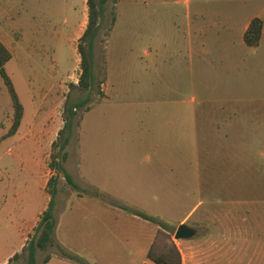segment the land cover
<instances>
[{
  "label": "rangeland",
  "instance_id": "rangeland-1",
  "mask_svg": "<svg viewBox=\"0 0 264 264\" xmlns=\"http://www.w3.org/2000/svg\"><path fill=\"white\" fill-rule=\"evenodd\" d=\"M186 1L106 0L93 41L92 83L82 89L76 84V43L86 23L85 0H0V41L10 54L3 68L22 106L19 125L8 135L12 107L0 76V264L47 204L48 188L37 175L48 178L54 173L47 166L50 152L56 150L50 141L56 137L66 107L84 98L73 110L62 166L79 190L96 189L116 208L136 204L139 211L153 214L152 222L164 230H158L150 244L151 259L160 257L171 264H264L261 254L256 257L251 252L256 246L263 250L264 241L250 243L245 235L237 243L242 250L237 258L234 241L208 240L200 226L185 240V247L178 245L181 251L173 237L176 219L195 202L202 203L199 212L209 202L222 201L219 189L212 185L220 163L207 161L194 178L191 143L194 140L198 149L199 144L211 142L212 134L217 136L220 119L230 110L231 95L242 96L237 105L243 110L251 105L246 94L264 96V34L257 47H234L244 21L252 15H261L264 21V0ZM112 8L115 20L105 35ZM192 27L205 31V58L189 56L187 33ZM235 53L239 57L236 65L230 59ZM154 55L157 59L151 61ZM142 110L147 117L157 112L158 122L152 134L155 140L145 135L140 144L145 137L138 133ZM20 135L39 142L18 146ZM154 157L156 170L152 168ZM194 161L197 171L199 161ZM261 176L259 186L264 182ZM202 181L210 186L199 187ZM48 187L54 190L52 211L74 189L60 173ZM154 187L161 189L155 200L142 193ZM75 196L71 201L83 202ZM242 198L248 208L250 194L244 192ZM138 204H152L155 209ZM79 213L70 222L60 211L54 213L57 242L37 250L34 264L69 262L56 245L86 264H140L146 258L129 241L137 238L138 231L127 226L126 212L114 208L115 220L111 217L104 222L88 210ZM70 227L79 233L76 249L62 239ZM46 253L59 256L41 263ZM22 263L20 255L7 264Z\"/></svg>",
  "mask_w": 264,
  "mask_h": 264
},
{
  "label": "crops",
  "instance_id": "crops-1",
  "mask_svg": "<svg viewBox=\"0 0 264 264\" xmlns=\"http://www.w3.org/2000/svg\"><path fill=\"white\" fill-rule=\"evenodd\" d=\"M131 1H133L134 3L136 0ZM186 3H188V0L186 1ZM253 17H257L261 22L260 35L256 44L248 45L243 40V33L248 26V23L250 21L249 19ZM250 18H248L241 24L240 29L238 31L239 38H237L236 40V42L238 43H236L234 47L239 46L241 49L244 47H257V45L261 42V38L264 34L263 18L261 15H252ZM191 29H188L187 33V45L190 54L189 56L193 57L194 55H198L205 58V46H207L205 42V31H203V29L199 27H197V29L192 27ZM144 54L148 55L149 53L147 51H144ZM235 54L236 57L233 58L231 55L230 59L236 65L239 62V57L237 53ZM153 57L154 60L151 61H155L157 59L156 55H154ZM107 75L108 74L106 67V76ZM107 77L105 80V84H107L108 82ZM249 98V102L251 103V105L248 110H243V108L240 106L242 102V96L236 94L231 95L230 100L228 101V108L230 110L224 111V115L220 119V127L218 128L217 126L216 135L219 138L216 139L217 136H215V134H212L213 138L211 139V142H206L204 144L199 145L197 144L198 149L195 148L194 140L191 143V145L193 146V150L195 149L194 151L192 150L191 154L193 158L192 171H195L194 178L197 179L199 177L198 171H203V166H205L204 163H206L207 161L213 160L215 162L220 163V165L218 166L219 171H217L218 174L213 178L216 179V182L212 185L217 187V190L219 189V192L222 195V201H219L217 203L209 202L199 212H197V209L200 205H202V203H200L199 201L195 202L182 214V216L176 219V223L174 225V227H176L179 223H185L194 229V234L195 227L200 226L203 231V237L208 240H211L212 237H217L220 238V241H234L235 244L233 251L236 252V258L241 255L239 253H242V250L240 248H237V243L242 240L244 241V235L246 236L245 241L250 243L258 244V242L264 241V182L261 183V185L259 186L257 181V178L261 176L262 173H264V96L259 94L253 95L252 93L246 94V99ZM239 102L240 105L238 106L237 103ZM87 110H85L84 113H86ZM149 114H152L154 116L147 117V113L143 110L139 114V121L141 125L138 126V129L140 130V132L138 130V133L140 134V136L148 135L147 137H149V139L151 137L153 140H155L152 134L155 133L154 127L158 122L156 116L157 112L156 114L155 112H149ZM81 120L82 115L80 116L79 122ZM57 125L58 126L56 127V132L62 126V121ZM193 131L194 128L191 126V137L193 136ZM232 132L233 135H231ZM21 135L19 138L18 146L21 143H31L36 145L38 144L37 142H39V139H32L31 136L21 137ZM145 138L146 136L143 138L141 137L140 144L142 141H144ZM152 143L156 145L154 142ZM209 145L213 146L210 147ZM19 155L20 154H18V156ZM194 159H197V161H199L197 165V171L195 168ZM154 161L155 164L152 165V168L156 170L157 157H154ZM51 174L52 172L49 175ZM37 178L42 179V185L43 187H45L47 178H43L39 175H37ZM201 183V186L198 183L199 187H207V184L209 182L204 184V182L202 181ZM208 186H210V184H208ZM244 192L250 194V205L248 208H244L245 203L242 198V194ZM142 193L151 195V197L155 200L156 195L161 193V189L156 187L149 188L147 189V191H144ZM75 194L78 195L75 196ZM103 194L104 193L99 192L96 189H87L86 191H83L79 190L78 188H74L71 191L70 195L66 196L65 203L61 204L57 209H54V211H52L53 216L54 213L60 211V214L62 216H67V219L70 222L73 221L74 218L80 214L79 212H81L82 210H88L95 217L97 215L101 216L102 222H104L111 217H114L115 220V216L112 215L111 212H114V208L121 209L126 212L124 213V215H128L127 226L134 227L137 229L136 231H138L135 232V236L137 238L132 237L130 239L129 237V241L132 240L134 242V245L137 249V253L140 254V257L143 252L146 254L145 259L141 258L140 264L147 263L149 260H151V256L147 255L150 244L152 243L156 232L158 230L163 231L164 229L157 223L152 222L151 219L153 214L144 210L139 211L136 208L138 207L136 204H133L134 206L126 205L122 206V208H116L112 205L109 199L105 198ZM74 196L80 197L83 202H79L78 200L71 201ZM152 204L138 205L153 210L152 208L155 209V206ZM45 206L46 205H43L38 210L30 226H28L25 232L21 234L18 246L11 249L2 257V263L4 261L6 262L8 257H10L14 252L20 249L21 245L24 243L23 240H26L28 234H31L30 230L36 224L38 215L45 208ZM248 218L249 221L247 220ZM92 231L95 230L92 229ZM130 234L131 233H128V236ZM78 236L79 233L76 230L73 231V228L70 227L65 228L62 235V239L65 242L69 243L71 245L70 247L76 249L77 244L75 242L78 241ZM53 238L54 242H57L54 235ZM185 240L187 241V239H178L176 243L178 249V245L185 247V245L187 244L184 243ZM78 249L80 251V248ZM179 251L181 250L179 249ZM260 251L261 253H259ZM251 252L256 257H259L260 254L262 257H264V249L260 250L258 246L252 249ZM70 254L76 255L74 253ZM49 255L50 257L45 263H48L54 257L57 258V256H59L56 253H51ZM127 257L129 260L130 256L127 255ZM67 261L69 262H65V264L74 263L68 259Z\"/></svg>",
  "mask_w": 264,
  "mask_h": 264
},
{
  "label": "trees",
  "instance_id": "trees-1",
  "mask_svg": "<svg viewBox=\"0 0 264 264\" xmlns=\"http://www.w3.org/2000/svg\"><path fill=\"white\" fill-rule=\"evenodd\" d=\"M106 0H85L86 5V23L81 35L77 39L76 51L79 56V73L77 77V86L82 89H88L92 83V48L93 41L97 34L100 26V20L103 15L104 3ZM115 3V0H112ZM115 20L114 9L110 11L109 25L105 31V35L108 34L113 22ZM261 22L257 17H253L248 23L247 28L243 33V40L248 45H254L258 41L260 35ZM10 54L6 47L0 42V76L2 77L3 83L6 87L10 98V104L12 107V120L11 124L7 130V134L10 135L15 132L19 125V121L22 115V106L18 101L16 93L12 87L11 81L8 75L4 71V64L9 59ZM87 98L79 100L77 103L70 104L62 113V126L57 130L56 137L50 142V147L56 150L50 152L49 162L47 164L48 168L53 171L46 180L45 189H47L50 195L46 207L39 213L36 224L33 226V231L28 235L25 242L21 245L19 252H14L10 257L7 258L4 264H7L12 259L22 256V264H34L35 254L37 250H46L47 248L55 245L53 239V228H54V217L51 210L52 201L51 196L54 194V190H50L49 185H54V180L58 173L62 175L65 182L71 187L76 188L77 185L74 184L70 175L64 170L62 163L66 158L65 146L67 144L69 133L71 131L72 119L74 115V109L82 105ZM66 114V115H65ZM63 130L65 134H63ZM61 256L66 257L68 260L76 262L78 264H86L77 256L64 251L58 245H56ZM149 256V254L147 253ZM50 255L48 253L44 254L41 263L48 261ZM155 261H163L167 264H171L160 258L151 259ZM178 264V263H177Z\"/></svg>",
  "mask_w": 264,
  "mask_h": 264
},
{
  "label": "water",
  "instance_id": "water-1",
  "mask_svg": "<svg viewBox=\"0 0 264 264\" xmlns=\"http://www.w3.org/2000/svg\"><path fill=\"white\" fill-rule=\"evenodd\" d=\"M194 236V229L185 223H179L173 232L175 239H189Z\"/></svg>",
  "mask_w": 264,
  "mask_h": 264
},
{
  "label": "built area",
  "instance_id": "built-area-1",
  "mask_svg": "<svg viewBox=\"0 0 264 264\" xmlns=\"http://www.w3.org/2000/svg\"><path fill=\"white\" fill-rule=\"evenodd\" d=\"M145 264H167L166 262L163 261H155V260H149L147 263Z\"/></svg>",
  "mask_w": 264,
  "mask_h": 264
}]
</instances>
